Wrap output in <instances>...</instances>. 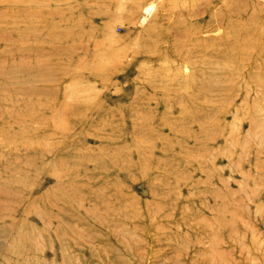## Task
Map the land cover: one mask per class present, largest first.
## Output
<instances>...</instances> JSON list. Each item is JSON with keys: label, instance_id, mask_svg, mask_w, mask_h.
<instances>
[{"label": "rangeland", "instance_id": "374dc122", "mask_svg": "<svg viewBox=\"0 0 264 264\" xmlns=\"http://www.w3.org/2000/svg\"><path fill=\"white\" fill-rule=\"evenodd\" d=\"M263 26L264 0H0V264H264Z\"/></svg>", "mask_w": 264, "mask_h": 264}, {"label": "bare ground", "instance_id": "6f19581e", "mask_svg": "<svg viewBox=\"0 0 264 264\" xmlns=\"http://www.w3.org/2000/svg\"><path fill=\"white\" fill-rule=\"evenodd\" d=\"M204 2V6H208L211 8V10H214V9H222L228 2V0H203ZM247 2V1H246ZM218 4V5H217ZM188 5V4H187ZM176 7V6H175ZM214 7V8H213ZM230 7V6H229ZM187 8V7H186ZM201 8V7H200ZM206 8V7H204ZM152 9V5H149V7L147 8V11L151 10ZM202 9V8H201ZM231 9V8H230ZM152 11V10H151ZM197 11V10H196ZM151 13V12H150ZM214 13V12H213ZM186 14V13H185ZM188 17V16H187ZM214 19H215V16H214ZM222 20V19H221ZM222 23V22H221ZM202 24V23H201ZM264 28V26H263ZM209 47V46H208ZM206 47L205 48V53L206 55L209 57V58H212V57H215L217 58V60H220L222 62V55H221V49H219V47H213V46H210L209 48ZM159 50V49H158ZM257 52H251L249 55L252 56V59H254L255 56L257 57H260L261 54L263 53V47H260V49H257L256 50ZM255 53V54H254ZM248 55V56H249ZM247 56V57H248ZM244 59V58H243ZM220 62V63H221ZM261 62L263 63L264 65V59L261 60ZM240 85V84H239ZM260 85V84H258ZM107 204V203H106Z\"/></svg>", "mask_w": 264, "mask_h": 264}]
</instances>
